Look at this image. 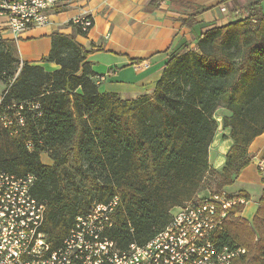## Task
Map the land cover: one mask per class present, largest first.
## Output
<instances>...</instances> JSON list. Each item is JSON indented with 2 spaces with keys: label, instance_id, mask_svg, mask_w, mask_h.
Listing matches in <instances>:
<instances>
[{
  "label": "trees",
  "instance_id": "1",
  "mask_svg": "<svg viewBox=\"0 0 264 264\" xmlns=\"http://www.w3.org/2000/svg\"><path fill=\"white\" fill-rule=\"evenodd\" d=\"M87 34L78 27L54 34L43 62L58 69L47 72L22 62L16 42L0 33V171L36 176L33 194L47 206L43 231L52 248L79 216L115 198L108 237L121 249L142 246L202 191L208 175L221 192L252 163L249 148L264 134V0L248 5L243 19L202 34L193 49L172 51L154 92L135 100L100 92L90 52L77 40ZM219 110L226 112L224 139L233 143L217 171L209 149ZM237 196L250 201L245 192ZM245 207L231 209L217 238L247 249L232 264H264V179L251 223Z\"/></svg>",
  "mask_w": 264,
  "mask_h": 264
},
{
  "label": "built area",
  "instance_id": "2",
  "mask_svg": "<svg viewBox=\"0 0 264 264\" xmlns=\"http://www.w3.org/2000/svg\"><path fill=\"white\" fill-rule=\"evenodd\" d=\"M65 2L34 0V7H24V0H0V20L4 21L0 33L10 31L17 42L29 31L23 30V23H30V30L45 27ZM73 25L88 33L94 22L78 17ZM16 118L24 126L20 111ZM3 122L5 128L12 126L11 121ZM36 182L32 174L0 171V264H232L247 254L246 248L222 245L217 238L231 209L247 204L226 190L199 193L173 209L169 224L149 242L126 249L107 235L120 202L115 198L79 216L69 237L54 249L43 231L47 206L33 194Z\"/></svg>",
  "mask_w": 264,
  "mask_h": 264
},
{
  "label": "crops",
  "instance_id": "3",
  "mask_svg": "<svg viewBox=\"0 0 264 264\" xmlns=\"http://www.w3.org/2000/svg\"><path fill=\"white\" fill-rule=\"evenodd\" d=\"M257 1L261 0H66L47 26L33 28L17 40L18 57L47 72L57 70L56 64L43 62L53 35H72L76 33L73 20L89 17L93 27L77 40L90 52L88 61L99 76L97 82L102 79L100 92L135 100L154 92L172 51L184 46L193 49L202 34L243 19L245 8ZM3 23L0 20V29ZM2 37L15 40L10 31H3ZM5 90L0 83V101ZM249 154L252 163L239 178H252L251 168L264 173V134L251 144Z\"/></svg>",
  "mask_w": 264,
  "mask_h": 264
},
{
  "label": "rangeland",
  "instance_id": "4",
  "mask_svg": "<svg viewBox=\"0 0 264 264\" xmlns=\"http://www.w3.org/2000/svg\"><path fill=\"white\" fill-rule=\"evenodd\" d=\"M2 85L5 86L6 88V85H4L3 83ZM223 112L224 111L219 110L216 113V119L220 123V126L217 131L214 142L209 149L210 166L217 171H220L223 168V165L225 163L226 153H228L230 147L232 146L231 142H227L229 139L228 140L224 139L225 137H229V131L224 130L221 125L222 118L224 116ZM220 145H222L221 149L219 147ZM229 145L230 147L228 149ZM219 150H221V153ZM42 162L47 165L52 164V161L49 159L47 154L42 155ZM249 172L251 173L250 177L252 178L249 179L239 178L233 186L226 188L225 190L228 191L229 193H237V194L242 189H245V191H247L248 195L250 196V201L248 202V205L245 207L244 217L249 223H251L257 211L258 201L263 194L262 179L264 173H260L258 168H251L249 169ZM216 183H217V177L212 174L208 175L204 180V186L200 194L208 195L209 193H213L216 190Z\"/></svg>",
  "mask_w": 264,
  "mask_h": 264
},
{
  "label": "bare ground",
  "instance_id": "5",
  "mask_svg": "<svg viewBox=\"0 0 264 264\" xmlns=\"http://www.w3.org/2000/svg\"><path fill=\"white\" fill-rule=\"evenodd\" d=\"M24 7H34V0H24ZM23 30H30V23H23Z\"/></svg>",
  "mask_w": 264,
  "mask_h": 264
}]
</instances>
